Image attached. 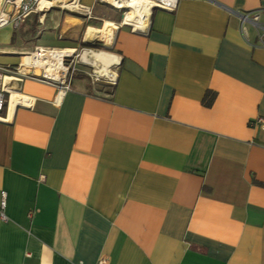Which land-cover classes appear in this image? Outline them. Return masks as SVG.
<instances>
[{
	"label": "crops",
	"instance_id": "crops-1",
	"mask_svg": "<svg viewBox=\"0 0 264 264\" xmlns=\"http://www.w3.org/2000/svg\"><path fill=\"white\" fill-rule=\"evenodd\" d=\"M72 1L94 18L56 9L32 29L50 1L0 26L24 48L0 49V66L39 72L21 60L27 42L101 40L117 58L113 83L78 68L64 92L5 78L0 264H264V124H250L264 118V30L238 15L264 24V0H178L111 43L86 36L104 5Z\"/></svg>",
	"mask_w": 264,
	"mask_h": 264
},
{
	"label": "built area",
	"instance_id": "built-area-1",
	"mask_svg": "<svg viewBox=\"0 0 264 264\" xmlns=\"http://www.w3.org/2000/svg\"><path fill=\"white\" fill-rule=\"evenodd\" d=\"M129 0H97L98 3L109 5L116 10L120 11V20L118 22H112L114 29L123 25H127L131 30H140L143 31L148 28L150 22V16L153 8H159L162 10L173 11L178 0H144L136 5L137 8H141V13L136 15L139 19L135 22H131L126 19L127 12L129 8L134 9L132 5L128 2ZM39 0H3L0 5L1 18L0 26L11 21L14 26H17L25 16L30 12L36 11L38 9ZM71 8L78 13L83 14L86 18H94L92 14L91 7L84 6L79 4L76 1L71 2ZM136 10V9H134ZM239 18L241 24L249 22L255 28L264 30V24H261L258 20V14L256 12L252 13H239ZM104 25V23H103ZM243 29V25H241ZM261 42L264 43V39H261ZM46 51V52H55L59 51L60 56V69H58L59 74L56 76H48L45 74L43 67H39V73L34 74L31 71L22 72L20 68H13L10 66H0V112L4 109L6 102V84L5 78L7 77H20V76H29L38 80H44L47 82L54 83L58 86L59 92H64L69 88V84L72 78L73 73L78 70L77 63H82L84 65H93L92 62L85 61L84 56L89 57L91 49L88 47H79V48H37L35 51ZM34 51V52H35ZM25 64V63H24ZM28 69L36 68L33 64H25ZM93 80H98L100 76L107 78L109 83H113L115 80L114 72L109 75L100 72V70L92 69L91 72L85 71ZM4 120V117L0 114V121ZM250 124H264V118H257L254 121H250ZM5 205L4 193H2V198L0 201V215L2 218H5L3 215V208ZM97 264H103V260H99Z\"/></svg>",
	"mask_w": 264,
	"mask_h": 264
},
{
	"label": "bare ground",
	"instance_id": "bare-ground-1",
	"mask_svg": "<svg viewBox=\"0 0 264 264\" xmlns=\"http://www.w3.org/2000/svg\"><path fill=\"white\" fill-rule=\"evenodd\" d=\"M54 1L61 2L63 6H68V4H66L67 0H54ZM142 1L144 0H129L128 1L130 5H132L134 9L136 10L129 8L127 15H126L127 20L131 22H135L137 19H139L136 15L140 14L142 9L137 8L136 5ZM40 2L41 0H39V3H38L39 4L38 6L40 9L46 8L51 3L50 1H45L41 3ZM0 18H1V11H0ZM114 31L115 29H114L113 23L111 21L105 20L104 25L101 28L88 27L86 30V36L94 37V35L104 34L106 36L107 42L111 43L113 39ZM29 56H30V64H33L37 68L35 69L36 72L39 70V67H43L45 74L48 76L54 77L57 74H59L58 69L61 68L60 67L61 53L59 51L46 52L44 50L43 51L41 50L40 52H37V51L29 52ZM83 59L85 61H89L92 63L99 61V62L106 63V64L116 62L117 60L116 55H113L105 51H94V50H91L89 57L84 56ZM91 59L92 61H90ZM15 92L16 91L12 92V94H14Z\"/></svg>",
	"mask_w": 264,
	"mask_h": 264
},
{
	"label": "rangeland",
	"instance_id": "rangeland-1",
	"mask_svg": "<svg viewBox=\"0 0 264 264\" xmlns=\"http://www.w3.org/2000/svg\"><path fill=\"white\" fill-rule=\"evenodd\" d=\"M2 1L3 0H0V5H1ZM45 1L46 0H41V2H45ZM49 1L53 2V5H52L53 7L49 8V9H46L44 11H36V13H32L31 18H30V23H31V21H33V23L38 22V19L41 16V18H42L41 20H43L44 26H46V25H48V22L50 21V18L45 19V18L48 17L47 15L49 13L52 15V12L56 11V9H70L71 8V3H70L71 0H67L66 4H68V6H63L61 2H56L54 0H49ZM103 5H104L105 11L107 13H105V15L103 17H101V18H103L105 20H109V21H116V19H117L116 16H119V14H120L118 12V10H116L115 8H113V7L109 6V5H106V4H103ZM44 16H45V18H44ZM92 21H94V20H92ZM99 22L100 23L97 24V25H99V27H97V28H101L103 26L104 20H99ZM8 30L11 31L10 25H9V28H8V26H6L3 29H1L0 30V35L4 34V32L6 33ZM28 30H29V28H28ZM33 33H35V32H33ZM15 37H17V36H15ZM49 38L50 37L46 36L45 34L44 35H41V36L40 35H37V37H35L34 39H32V41L34 40V41L45 42V41H47V39L49 40ZM100 38L104 40L103 36L100 37ZM21 41L22 40H20V43H22ZM91 42H92V39H91L90 43ZM94 42H97V44H93L94 45L93 48L88 47V46H85V47L91 48L94 51H107V48L104 46V42L103 41H101V40L100 41L99 40H93L92 43H94ZM24 43H26V42H24ZM27 43L29 44V46L30 45H33V46H31L32 48H30L28 51H26L25 54H22L24 56V58H21V60L24 61L26 64H30L29 52H34L35 49L39 48L40 46H38V44H39L38 42L37 43L36 42L35 43L34 42H30V43L27 42ZM7 48H13V49L20 48V49H23L24 50V48H22L21 46L16 45V43H15V45L14 44H11L9 38H7V42H2V41L0 42V49H7ZM41 48H47V47H41ZM49 48H51V47H49ZM22 55L20 54V56H22ZM90 61H92V59ZM76 65H77V67L79 69H83L85 71L91 72L92 69L94 68L96 70H100V72H102L104 74H107L108 73L107 75H109L110 73H112L113 70H114V64H106V63H102V62H99V61L94 62L92 66L91 65H84V64H82L80 62L77 63ZM35 69H37V68H34V70ZM38 73L39 72H37L36 74H38ZM77 76H79V73L78 72L75 74V78ZM98 80H105L106 82H109L107 80V78L104 77V76H100Z\"/></svg>",
	"mask_w": 264,
	"mask_h": 264
},
{
	"label": "trees",
	"instance_id": "trees-1",
	"mask_svg": "<svg viewBox=\"0 0 264 264\" xmlns=\"http://www.w3.org/2000/svg\"><path fill=\"white\" fill-rule=\"evenodd\" d=\"M119 13H120V11H118ZM31 13V12H30ZM29 13V14H30ZM30 15H32V13L30 14ZM29 15H27V16H25L24 17V19H26L27 17H28ZM120 17H121V15L119 14V16H116V21H118V20H120ZM23 19V20H24ZM96 23L97 24H99L100 22H99V20L98 21H96ZM32 25V29L34 28V23H33V21H31V23H30V26ZM97 27H99V25H97ZM31 29V28H30ZM29 29V30H30ZM82 45H84V46H92V45H90V44H88V43H85V42H82ZM93 47V46H92ZM213 98H214V93L213 92H210V91H206V93H205V95H204V97H203V100H202V102H203V104L204 105H210L211 104V102H212V100H213Z\"/></svg>",
	"mask_w": 264,
	"mask_h": 264
}]
</instances>
